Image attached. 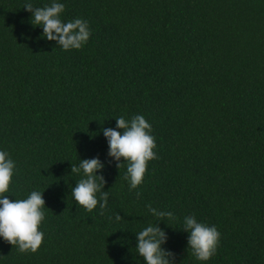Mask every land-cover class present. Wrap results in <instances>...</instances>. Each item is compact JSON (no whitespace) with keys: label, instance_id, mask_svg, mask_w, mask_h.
<instances>
[{"label":"trees","instance_id":"obj_1","mask_svg":"<svg viewBox=\"0 0 264 264\" xmlns=\"http://www.w3.org/2000/svg\"><path fill=\"white\" fill-rule=\"evenodd\" d=\"M26 2L0 0V150L16 164L9 199L44 191V240L22 253L0 237V264H145L148 205L174 214L159 226L176 264H264V0H58L91 33L67 51ZM122 115H143L157 145L131 191L102 132ZM96 157L103 215L71 195V166ZM187 215L221 234L206 262L188 250Z\"/></svg>","mask_w":264,"mask_h":264},{"label":"clouds","instance_id":"obj_2","mask_svg":"<svg viewBox=\"0 0 264 264\" xmlns=\"http://www.w3.org/2000/svg\"><path fill=\"white\" fill-rule=\"evenodd\" d=\"M23 8L32 14L31 23L34 27L42 26V37L55 41L65 51L82 48L90 37L86 20L76 18L62 21L65 5L58 0H52L50 5L42 7H34L29 0ZM102 132L108 142L107 155L116 162V167L119 169L123 163H127L124 178L129 181V190L138 188L143 183L148 163L158 159L154 151L157 145L152 125L143 115H134L130 119L122 115L116 118L115 128H102ZM104 167L105 164L98 157L82 159L79 166H71V173H83V178L71 190L75 202L89 212L99 206L101 215L104 214L109 197L108 191L103 190L107 183L104 176L97 174ZM15 168V161L10 154L0 150V237L18 247L22 253H35L44 240V233L40 231V225L45 219L44 191H32L26 199H9L5 193L9 190ZM136 195L139 197L140 193ZM148 208L158 222L149 223L136 233L137 254L145 264H176L175 253L163 247L168 237L165 229L159 226V221L173 220L174 214L151 205ZM122 219L120 214L115 216L116 221ZM183 225V230L189 233L188 250L197 260L206 262L216 254L221 234L215 225L198 222L194 215L185 216Z\"/></svg>","mask_w":264,"mask_h":264}]
</instances>
